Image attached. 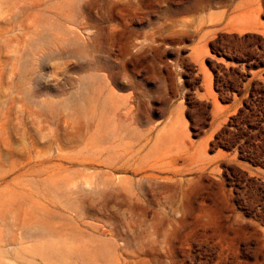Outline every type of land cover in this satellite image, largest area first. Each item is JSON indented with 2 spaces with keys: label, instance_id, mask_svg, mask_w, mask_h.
<instances>
[{
  "label": "rangeland",
  "instance_id": "374dc122",
  "mask_svg": "<svg viewBox=\"0 0 264 264\" xmlns=\"http://www.w3.org/2000/svg\"><path fill=\"white\" fill-rule=\"evenodd\" d=\"M0 264H264V0H0Z\"/></svg>",
  "mask_w": 264,
  "mask_h": 264
},
{
  "label": "crops",
  "instance_id": "0c3cea01",
  "mask_svg": "<svg viewBox=\"0 0 264 264\" xmlns=\"http://www.w3.org/2000/svg\"><path fill=\"white\" fill-rule=\"evenodd\" d=\"M214 106L216 107L215 109H217V108H218V109H223V110L225 109L224 107H223V108H221V107H220V106H218V105H214Z\"/></svg>",
  "mask_w": 264,
  "mask_h": 264
}]
</instances>
